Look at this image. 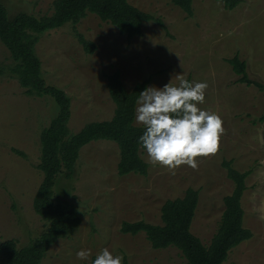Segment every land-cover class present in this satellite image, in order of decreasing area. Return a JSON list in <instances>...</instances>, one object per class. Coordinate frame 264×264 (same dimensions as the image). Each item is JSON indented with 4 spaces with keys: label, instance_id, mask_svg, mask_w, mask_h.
Returning <instances> with one entry per match:
<instances>
[{
    "label": "rangeland",
    "instance_id": "obj_1",
    "mask_svg": "<svg viewBox=\"0 0 264 264\" xmlns=\"http://www.w3.org/2000/svg\"><path fill=\"white\" fill-rule=\"evenodd\" d=\"M55 0H0L10 19L25 13L51 16ZM140 10L161 18L169 35L155 22L143 26V35L128 39L109 23L88 14L79 24L47 32L37 46L43 77L72 100L69 129L78 133L91 122L114 116L107 76L119 72L126 88L152 76L149 86L162 87L177 75L207 82L205 102L199 107L217 113L224 132L218 151L197 157V167L172 170L152 164L147 176L121 177L118 146L110 141L84 147L71 178L60 175L54 188L56 202L75 205L81 217L77 232L58 240L42 264H90L104 248L122 254L127 264H187L176 248L155 250L144 233L121 232L124 222L162 225L166 201L182 198L189 189L200 192L191 232L209 246L225 210L224 198L234 191L224 161L241 173L251 172L242 199L244 227L253 238L233 249L224 264H264V96L255 87L237 83L227 59L237 53L248 65L252 79L264 83V0H242L233 11L215 0H194L188 17L172 0H129ZM77 34L97 45L87 54ZM10 52L0 41V243L16 240L24 247L48 227L34 211L35 195L43 174L40 161L42 131L57 116L50 97H30L10 72ZM137 126H143L136 122ZM23 152L24 159L13 152ZM81 249L91 252L79 260ZM0 264H5L0 257Z\"/></svg>",
    "mask_w": 264,
    "mask_h": 264
},
{
    "label": "trees",
    "instance_id": "obj_2",
    "mask_svg": "<svg viewBox=\"0 0 264 264\" xmlns=\"http://www.w3.org/2000/svg\"><path fill=\"white\" fill-rule=\"evenodd\" d=\"M215 1L222 3L229 11L242 4V0ZM172 3L188 17H193L194 0H172ZM88 14H94L103 22L113 25L128 39L142 36L143 26L149 22L157 23L169 35L168 27L161 18L140 10L129 0H55L51 16L38 18L22 13L12 20L7 8L0 3V41L10 52L15 64L10 72L26 95L50 97L59 107L57 116L41 133L40 161L35 166L42 172L43 181L35 195L33 209L48 227L24 247H19L13 239L0 243V257L5 264H42L58 240L68 239L77 232L81 225L77 207L67 201L56 202L54 188L60 175L73 177L81 151L90 143L110 141L118 146L119 176H147L149 173L150 165L143 160L141 152L144 149L139 143L144 127L136 125L135 110L139 92L151 84L152 76L138 82L131 91L126 88L119 72L107 76L109 94L115 105L113 118L110 121L88 123L75 134L69 129L71 98L64 90L48 85L43 77L42 62L37 55L41 37L67 24L77 25ZM77 37L87 54L97 50V45L87 41L81 34H77ZM227 62L239 78L237 83L255 87L264 96V83L250 77L247 62L238 53L227 59ZM5 68L0 66V76ZM187 80L192 81L190 77ZM261 120L264 121V116ZM13 152L27 158L21 151L13 149ZM223 166L235 188L231 195L224 198L225 210L209 246H205L191 232L200 197V192L192 188L185 192L184 197L165 202L161 209L162 225L144 221L124 222L121 232L132 236L144 233L155 250L176 248L181 251L187 264H224L230 252L252 239L253 234L244 227L245 213L242 207L246 180L251 172H239L231 161H224Z\"/></svg>",
    "mask_w": 264,
    "mask_h": 264
},
{
    "label": "clouds",
    "instance_id": "obj_3",
    "mask_svg": "<svg viewBox=\"0 0 264 264\" xmlns=\"http://www.w3.org/2000/svg\"><path fill=\"white\" fill-rule=\"evenodd\" d=\"M162 87L147 86L136 100V122L144 131L139 143L152 164L168 169L181 165L197 167V157L214 154L224 132L220 116L199 107L205 102L207 82H196L177 75ZM89 261L90 250L76 253ZM124 256L102 249L90 264H123Z\"/></svg>",
    "mask_w": 264,
    "mask_h": 264
}]
</instances>
